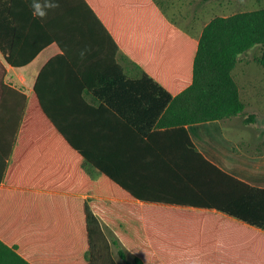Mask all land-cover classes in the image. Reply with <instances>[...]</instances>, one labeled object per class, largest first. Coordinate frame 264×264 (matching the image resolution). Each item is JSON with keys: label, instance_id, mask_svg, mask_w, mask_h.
<instances>
[{"label": "trees", "instance_id": "16d2710c", "mask_svg": "<svg viewBox=\"0 0 264 264\" xmlns=\"http://www.w3.org/2000/svg\"><path fill=\"white\" fill-rule=\"evenodd\" d=\"M146 1L157 19V55L172 59L168 75L126 47L143 69L140 80L126 79L113 57L88 76L57 74L53 58L15 110L8 200L0 190V258L9 255L10 264H116L102 226L131 264H264V234L256 231L264 232V190L206 160L184 129L242 114L231 71L253 46L264 69V8L214 17L195 42ZM30 14L15 16L10 0H0V35L9 39L0 51L13 68L55 39L46 30L45 42H25ZM89 80L101 85L91 91L98 108L82 91L61 89L74 82L86 89Z\"/></svg>", "mask_w": 264, "mask_h": 264}, {"label": "crops", "instance_id": "0c3cea01", "mask_svg": "<svg viewBox=\"0 0 264 264\" xmlns=\"http://www.w3.org/2000/svg\"><path fill=\"white\" fill-rule=\"evenodd\" d=\"M149 1L170 25L195 42H198L203 28L210 21L203 17L208 0ZM10 11L15 13V16L21 12H31L27 0H10ZM153 18L155 17L146 0H60V7L49 12L46 19H35L31 14L27 19L24 28L28 32L23 38L25 42H45L48 38L46 30H50L49 33L55 36L54 40H47L48 44L41 48L28 64L13 68L5 62L0 51V190L7 191V200L10 187L5 186L3 179L10 165L14 146L10 122L13 121L15 110L22 103L25 107L37 76L48 61L57 58L55 72L62 76L82 70L88 76L94 75L98 70H104L111 64L113 57L126 79L140 80L143 77V69L125 54L126 47L143 59L151 71L168 75L172 59L157 55V19ZM0 29H3L2 23ZM0 42H9L8 35H0ZM58 43L63 45L65 52L61 51ZM81 52L85 53L83 58ZM239 59L240 57L237 58L236 64ZM234 82L236 83L235 80ZM236 85L244 104L241 115L224 120L187 124L184 129L206 160L244 184L264 190V149L248 151L244 148H248L246 141L235 139L226 130L227 122L233 118L241 117V124L252 125L256 124L259 117L255 106L250 108L242 100L240 87L238 83ZM61 86L63 91H82L81 97L88 106L98 108L101 105L91 93L101 88L95 80H89L86 89L76 82ZM245 108L250 112H244ZM250 114L255 115V121L244 124V117ZM165 126L158 130L167 129ZM92 170L98 175L94 168ZM6 218H9L8 215ZM256 231L264 234L262 231ZM0 264H10V256L1 257Z\"/></svg>", "mask_w": 264, "mask_h": 264}, {"label": "rangeland", "instance_id": "374dc122", "mask_svg": "<svg viewBox=\"0 0 264 264\" xmlns=\"http://www.w3.org/2000/svg\"><path fill=\"white\" fill-rule=\"evenodd\" d=\"M264 8V0H208L203 17L207 21L218 16H230L239 12L253 11ZM204 9H202L203 11ZM261 52L260 46H253L240 57L238 64L232 71V76L238 83L241 98L248 107L255 106L258 120L256 124L243 125L241 117H236L227 122L226 130L238 140H244L248 144L244 148L248 151L264 149V69L254 62V58ZM246 113L250 112L245 108ZM83 168L91 178L96 179L97 173L92 167L84 164ZM102 231L110 244L113 260L116 264H131L132 256L127 253L119 243L115 242V235L106 226H102ZM123 251L125 259L121 260L118 251Z\"/></svg>", "mask_w": 264, "mask_h": 264}, {"label": "clouds", "instance_id": "9594fccd", "mask_svg": "<svg viewBox=\"0 0 264 264\" xmlns=\"http://www.w3.org/2000/svg\"><path fill=\"white\" fill-rule=\"evenodd\" d=\"M27 3L33 18L40 20L46 19L49 12L60 7V0H27ZM84 54V52H81V58Z\"/></svg>", "mask_w": 264, "mask_h": 264}, {"label": "bare ground", "instance_id": "6f19581e", "mask_svg": "<svg viewBox=\"0 0 264 264\" xmlns=\"http://www.w3.org/2000/svg\"><path fill=\"white\" fill-rule=\"evenodd\" d=\"M178 106V105H177ZM171 107V106H170Z\"/></svg>", "mask_w": 264, "mask_h": 264}]
</instances>
